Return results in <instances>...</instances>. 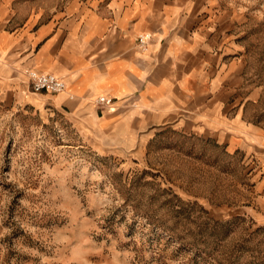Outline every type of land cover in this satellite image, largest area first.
Segmentation results:
<instances>
[{"label":"rangeland","instance_id":"374dc122","mask_svg":"<svg viewBox=\"0 0 264 264\" xmlns=\"http://www.w3.org/2000/svg\"><path fill=\"white\" fill-rule=\"evenodd\" d=\"M111 1L30 0L44 17ZM137 1L205 3L230 27L243 69L234 109L264 130V0ZM23 79L0 94V264H264L261 151L172 127L114 146Z\"/></svg>","mask_w":264,"mask_h":264},{"label":"crops","instance_id":"0c3cea01","mask_svg":"<svg viewBox=\"0 0 264 264\" xmlns=\"http://www.w3.org/2000/svg\"><path fill=\"white\" fill-rule=\"evenodd\" d=\"M31 6L0 0L1 95L22 91L29 69L52 72L67 83L51 95L54 105L97 123L114 146L136 147L172 127L264 158V130L243 125L234 109L243 83L235 36L205 3L186 9L112 0L109 8L49 17ZM144 31L154 35L146 50L137 45ZM101 95L114 98L113 105H98Z\"/></svg>","mask_w":264,"mask_h":264},{"label":"built area","instance_id":"2783aa9c","mask_svg":"<svg viewBox=\"0 0 264 264\" xmlns=\"http://www.w3.org/2000/svg\"><path fill=\"white\" fill-rule=\"evenodd\" d=\"M150 33H142L138 36V44L141 49H146L151 41ZM27 77L35 91L46 90L51 93H60L67 88L66 81L52 72H39L35 69L27 70ZM98 105L110 107L114 103V98L101 95L96 100Z\"/></svg>","mask_w":264,"mask_h":264}]
</instances>
